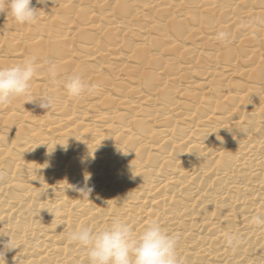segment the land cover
<instances>
[{
	"label": "bare ground",
	"instance_id": "6f19581e",
	"mask_svg": "<svg viewBox=\"0 0 264 264\" xmlns=\"http://www.w3.org/2000/svg\"><path fill=\"white\" fill-rule=\"evenodd\" d=\"M32 4L35 24L0 14V68L34 60L29 95L53 98L0 106L7 264H87L69 234L114 220L158 221L181 264H264V0Z\"/></svg>",
	"mask_w": 264,
	"mask_h": 264
},
{
	"label": "clouds",
	"instance_id": "9594fccd",
	"mask_svg": "<svg viewBox=\"0 0 264 264\" xmlns=\"http://www.w3.org/2000/svg\"><path fill=\"white\" fill-rule=\"evenodd\" d=\"M50 0H36L37 5H47ZM53 2V0H51ZM0 14L11 15L18 24H35L38 20V9L32 0H0ZM230 34L220 31L216 34L218 41L227 40ZM35 61L29 59L25 63L0 68V106L10 105L14 100L26 97L28 103L35 104L49 111L53 106L51 96H30L31 83L37 74ZM54 76L55 65L49 67ZM64 87L73 98L84 95L89 87L79 75H69L64 81ZM90 177H85V186L77 189L84 199H88L92 191L87 187ZM51 214V213H50ZM60 214L57 209L54 217ZM255 227H264V216L251 218ZM87 252V264H181L177 254V237L167 233L158 221H152L139 234L125 222L114 220L110 228L95 231L84 227L73 231L68 237ZM229 246L239 243L235 235H228ZM15 249L9 241L0 250V261L6 262V253Z\"/></svg>",
	"mask_w": 264,
	"mask_h": 264
}]
</instances>
